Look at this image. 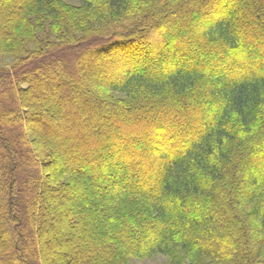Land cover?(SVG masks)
Listing matches in <instances>:
<instances>
[{"label":"trees","instance_id":"trees-1","mask_svg":"<svg viewBox=\"0 0 264 264\" xmlns=\"http://www.w3.org/2000/svg\"><path fill=\"white\" fill-rule=\"evenodd\" d=\"M77 1L0 0V264H264V0Z\"/></svg>","mask_w":264,"mask_h":264},{"label":"rangeland","instance_id":"rangeland-1","mask_svg":"<svg viewBox=\"0 0 264 264\" xmlns=\"http://www.w3.org/2000/svg\"><path fill=\"white\" fill-rule=\"evenodd\" d=\"M63 1H65L68 4H71V5H79V2L77 0H63ZM231 12H232L231 15H233V16L236 15V14H234L233 10ZM196 25L200 26L197 23H196ZM49 38L54 40L53 38H56V37H54L53 35H50ZM13 63H14V59H13L12 56H10L8 54L0 53V69L1 68H6L7 69V68L11 67L13 65ZM68 63H69L68 59H65V64L67 65ZM86 71L88 73H90V72L93 71V68H91V66H87L86 67ZM50 91H49V95H52V93H50ZM113 96L115 98H124L123 95L117 94V93H113ZM49 113H52L53 115L54 114L58 115L57 114L58 113L57 110H53L51 112V109H50ZM36 127L43 129L41 127V125L40 126L38 125ZM105 180L106 179L102 180V182H105ZM61 247H63V249L67 248L65 245H61ZM126 264H172V263H171V260L169 259L168 256H166V255H164L162 253H155L153 256L148 257V258H129V260H128V262Z\"/></svg>","mask_w":264,"mask_h":264}]
</instances>
